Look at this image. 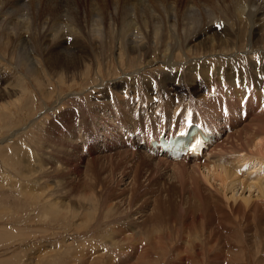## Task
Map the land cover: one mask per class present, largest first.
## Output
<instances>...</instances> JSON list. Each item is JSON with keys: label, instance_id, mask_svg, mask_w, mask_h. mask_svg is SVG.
<instances>
[{"label": "bare ground", "instance_id": "obj_1", "mask_svg": "<svg viewBox=\"0 0 264 264\" xmlns=\"http://www.w3.org/2000/svg\"><path fill=\"white\" fill-rule=\"evenodd\" d=\"M206 32L209 33L212 42L225 39L233 47L231 50H238L239 54L246 55L242 57V55L235 56L234 54L232 58H237V64L231 67H227L221 62L218 63L219 60L216 57L213 60L206 58L205 62L211 66L204 70V67L209 64L197 65L194 69L195 72L190 76V81L187 82L186 75L183 74L181 68L183 69L189 62V58L178 65L175 64L177 61L174 62L173 59L180 56L181 51L185 53V48L194 51V53L200 48L218 50L217 43L209 44L208 36L205 37L206 40L197 43L200 38L198 36L205 35ZM136 49H147L153 54L155 53L153 56L157 55L158 58L149 60L148 63L161 70L166 77L172 72H179L176 73V79L169 83L168 78H156L165 84L164 87L159 88L139 84L122 87L123 85L120 83L115 84L120 85L119 89L110 94H105L97 89L96 93L98 94H93L98 99L95 104L97 114L94 116L88 111L81 120L77 115L73 121L74 126L67 132L69 136L75 137L71 131L77 128L78 135L74 141L80 144L79 150L88 157L86 158L88 162H86V168L90 167L87 170L89 173L87 172L85 177L78 175L81 169L72 165L70 159L61 167V173L66 177L63 187L73 195H76L75 192L77 195L79 193L86 195L95 191L101 184L103 188H106V182L110 180L106 177L116 171L113 164L115 163V167L118 168L122 162L125 163L130 158L137 162L142 160L141 162L146 164H150L149 160H157L162 164L168 162L171 165L178 163L182 165H179L182 168L187 166L197 171L203 167L207 169V173L202 172V176L207 177L210 173L213 183L210 182L212 183L210 187H204L202 195L198 197L200 201L198 205H188L184 210L175 209L171 205L155 206L153 213H150L153 224L150 234L162 244L161 246H164L163 250H161L162 247H159L160 251L167 253L174 250V247H181L177 244L178 237L184 232L187 233L186 228L192 230L194 222H198L200 228L206 229V231L203 229V232L195 231V238L191 237L190 243L193 244L196 241L205 246L203 252H196L199 255L212 253L216 256L236 255L238 257L241 252L237 245L243 240L250 244V247L261 245L264 249V179L259 177L256 181L249 182L246 179L247 174L244 173L241 177L233 161L225 156L226 152L231 151L241 153V155L239 154L240 166L250 167L252 170L250 172L255 171L253 169L254 160L259 166L264 162V107H262L264 104V70L261 69L264 68V0H66L65 5L56 0H0V58L6 57L8 62L17 67L12 71L18 70L19 72L20 70L41 80L46 76H54L59 81L74 73L75 75L83 74L82 80L87 79L84 67L85 64L91 65L89 63L91 60L97 63L106 61L108 64L113 56L117 59H122L124 55L130 57V53ZM249 54L255 55L254 60L256 59L258 62H253ZM201 67L203 68L201 69ZM212 71L218 73L213 75ZM255 71H258L256 76H254ZM214 80L220 82L213 85ZM177 85L184 87L186 93L191 91L196 93V87L206 89V92L196 93L197 95L193 94L190 97L189 94L184 95L185 92L179 94L176 90ZM59 86L60 88L65 87V85ZM71 92L72 90L69 91V94L60 96L59 102L63 100L70 102L72 97L73 100L76 99L78 94H71ZM90 97L91 95L84 94L82 98L86 101V111L89 109V104L93 102ZM0 98L5 99L3 95ZM46 98H49V95ZM241 102L244 103L246 111L244 118L238 114ZM258 102L261 103V107H257ZM224 119L230 125V131L232 128L240 127L224 138H222L225 135L223 134L222 141L215 142L207 150L206 155L202 156L204 158L202 161L197 159L171 162L163 155L154 158L137 145L123 144L120 132L122 125L136 129H140L143 125L153 126L151 130L155 132L156 126L181 127L188 121L202 122L208 124L209 127L218 126ZM251 125L254 127L249 129ZM64 129L68 130L65 127ZM241 133L244 136H238ZM232 134L238 136L235 137L237 138L234 141L235 144L229 142V145L225 146V139ZM217 150L218 152H215ZM45 153H49L51 156L53 154L51 149H46ZM53 156L56 157L55 161L62 159L55 154ZM97 158L100 163L94 160ZM43 159L48 163L49 172H54L53 162L55 161L50 156L47 157L46 154L43 155ZM122 171L121 177L116 181L120 193L118 191L119 195L115 197L118 199L112 209L119 210L120 205L125 204L126 211H123L122 206L123 213L121 215L124 221H114L119 229L114 228L116 231L112 237L116 242V247L125 244L122 242V245H119L118 242H130L121 247V251L128 254L136 246L133 247L132 241L137 240V234L131 233L132 229L135 226L143 225L150 215L145 218L140 212L141 210L133 211L134 209H131L130 206H126L131 198H134V191L137 188L134 186V180L127 181L130 178H128V173L123 175L124 170ZM123 185L130 186L131 189L126 190ZM102 187L99 186V188ZM212 189L216 190V194ZM129 190L130 194L127 197L128 195L124 194H128ZM238 190L248 193L247 195H238ZM225 192H231V194L228 196ZM57 193H60L58 194L60 196L63 194L56 192L55 196H58ZM95 193L100 197L103 196V191L101 194L100 192ZM109 195L111 194L109 193ZM102 200L105 201L104 198ZM84 201L83 203L78 202L84 205ZM58 211L57 209L54 214ZM180 211L182 212L180 213ZM177 223H181L186 228H183L181 224V227L176 229L170 227ZM143 231L144 234L147 233L145 228ZM201 233L204 234L205 243L201 241ZM141 235L146 237V235ZM171 239L174 243L177 242L169 246ZM137 242L139 241L137 240ZM208 242H210L209 245H207ZM219 242L222 243L217 245ZM113 244L115 245V243ZM113 244L108 247L109 257L115 255ZM86 245L90 253L98 248L97 245H88L87 243ZM153 246L152 244L150 248ZM92 249L93 252H91ZM155 249L147 253L144 251L145 259L143 255L139 261L140 264H151L148 260L151 257L148 258V256H154L155 253L158 255V250L155 251ZM88 250L86 253L89 254ZM174 251L173 253L176 255L183 253V251L180 252L181 250ZM184 252L188 253L189 251ZM83 253L85 254L84 251ZM85 260L87 259L85 258ZM105 264H110V262L106 261Z\"/></svg>", "mask_w": 264, "mask_h": 264}, {"label": "rangeland", "instance_id": "obj_2", "mask_svg": "<svg viewBox=\"0 0 264 264\" xmlns=\"http://www.w3.org/2000/svg\"><path fill=\"white\" fill-rule=\"evenodd\" d=\"M56 1H61L64 5L66 2V0ZM207 36L210 45H215L217 43L216 47H218V50L200 48L194 53V51H189V49L185 48V53L181 51V53H179L180 56L173 59L174 62L177 61L175 64L178 65V63L189 58V62L183 69L181 68L183 74L186 75L187 82L190 81V76L195 72L194 69L197 65L205 66V64H209L205 62L207 61L206 58L213 60L216 57L219 60L218 63L221 62L227 67H231L237 64V58H232L234 54L235 56L242 55V57L246 55L239 54V52H237L238 50H231L233 47L230 42L225 39H220L218 41L213 40L212 42L208 32H206L205 35H199L198 38H200L197 40V43L206 40ZM153 55H155V53L153 54L150 50L136 49V51L134 50L130 53V57L129 55H124L122 59H117L113 56L108 64L106 61L97 63L91 60L89 62L91 64L89 65L90 67L87 64H85L84 67L86 72L84 73L87 79L81 80L83 74L75 75L74 73L72 74L73 76L69 75L64 80L60 79L61 84H59L60 81L56 80L54 76H46L42 78V80H44L42 81L20 70L19 72L18 70L12 71L16 66L8 62L6 57L4 59L0 58V96L3 95V97H5V99L0 98V264H105L106 261H109L110 264H140L141 262L139 261H141L143 255L145 259V254L147 252L157 247H162L161 250L164 248V246H161L162 244L151 237L150 234L153 225L151 214L155 210V206L165 207L171 205L175 209L184 210L188 205H198V203H200L198 197L202 195L205 188L210 187L213 183L210 173H208L207 177H203L204 175L202 176L201 174L202 172L207 173V169L202 167L203 169L201 168L197 171L187 166H183L182 168V165L178 163H172L171 165V163L164 162L162 164L157 160H149L148 162L150 164H146L141 162L142 160L137 162L130 158L127 162H122L118 168L115 167L114 163L113 167L116 171H114V173L112 171L113 174L106 177V179H110L109 181L106 180L108 182L105 181L107 187L103 188L101 184L99 186L102 188L98 186L95 191L93 190V192H89L86 195L82 193L77 195V192H75L76 195L70 194V192L63 187L66 182V177L61 173L63 163H67L71 159L72 165H76L77 168L81 169L78 175L82 177L87 176V170L90 168H86V158L88 157L84 152L83 154L82 151L79 150L81 147L80 144L74 141L78 135L77 128H73L74 131H71L75 134V137L69 136L67 132L74 126L73 121H75L77 115L79 116V120H81L87 115L88 111L94 116L97 114L95 104L98 99L93 96L94 93L98 94L96 93L97 89H100V92L102 91L105 94H110L119 89L118 86L120 85L115 84L120 83H122V87H127L131 84H139L143 86L152 85L159 88L162 86L164 87L165 84L156 78H168L169 83L176 79V73L178 74L179 72H172L166 77L161 70L154 68L148 63L149 60L158 58L156 57L157 55L155 57ZM249 55L253 59V62H258V60H254L255 55ZM133 57L135 58L133 59ZM136 57L138 58L136 59ZM240 64L239 62V65ZM210 66V64L209 66H205L204 70H207ZM202 68L203 67H201V69ZM261 69L264 70V68ZM257 72L258 71H255L254 76H256ZM215 73L218 72L212 71L213 75H215ZM108 79L112 81H106ZM219 82L218 80H214L213 85H217ZM59 85H65V87L60 88ZM98 86L99 88H97ZM206 86L208 87L207 84ZM70 90H72L71 94H78L76 99L73 100L72 97L70 102L64 100L59 102V99L64 96V94H69ZM176 90L179 94L185 92L184 95L189 94L190 97H192L193 94L197 95L198 93L203 94L206 92V89L196 87L195 91L197 94L192 91L186 93L184 87L181 85H177ZM84 94L91 95L90 98L93 100V102L89 104V109L87 111L85 110L86 101L82 99ZM48 95L49 98H46ZM180 97L182 98V95ZM262 107H264V104ZM102 122L104 123V121ZM64 127L68 130L65 131ZM239 127L232 128V130L225 133L222 138L227 134L230 135ZM253 127L254 126L251 125L249 129ZM240 135L244 136L243 133L238 136ZM238 136L232 134L229 138L225 139V146H228L229 142L235 144L234 141L237 139L235 137ZM222 138L220 141H222ZM46 149L52 150V156L49 153H45ZM134 151L136 150L134 149ZM215 152H218V150ZM31 154L33 155L31 156ZM45 154L47 157L50 156L54 161L56 160V157L53 156L54 154L62 158L60 161L53 162L55 166L54 172H49L47 168L48 163L43 159V155ZM239 154L241 155V153L232 151L225 153V156L230 158L235 167L239 170L238 174L240 176H243L244 173L247 174L246 179L249 182H254L259 177L264 179V162L259 166L254 160L253 169L255 171L250 172V167L246 168L245 165L244 167L240 166L241 159L239 158ZM94 160L100 163L99 158ZM209 169L211 170V168ZM122 170H124L123 175L127 172L128 178L130 177L127 181L131 182L134 180V186L137 188L136 191H134V198H131V201L126 206H130L131 209H134L133 211L141 210L140 212L145 218L150 215V218H146V222H144L143 225L135 226V228L132 229L131 233L137 234V240L139 242H137L136 239L132 241L133 247L136 246L134 250L128 254L121 251V247L126 246L130 242H118L119 245L122 242V244H125L116 247V242L112 237L114 231H116L115 229H119L118 225L116 226V223L114 224V221H124L121 214L123 211H126V208H124L125 204L122 205L123 207L120 205L119 210L112 209L114 206L113 204L118 199L115 197H118L117 195L120 193L117 189L116 181L121 177ZM207 179L209 183H207ZM215 183H217V181H215ZM123 187H125L126 190L128 188L131 189L130 186L123 185ZM101 191H103V196L101 197L95 193L100 192L101 194ZM212 191L216 194L215 189H212ZM56 192H62L63 194L60 196L58 195L60 193H57L58 196H55ZM109 193L111 195H109ZM247 193L246 191L242 193L241 190L237 192L238 195H247ZM129 194L130 190L128 194L124 195H128L127 197H129ZM225 194L229 196L231 192H225ZM103 198L105 201L102 200ZM134 199H136L135 202ZM82 200H85L84 203L86 205H82L78 202L80 201L83 203ZM145 202H147L148 205L145 204ZM109 206L112 207L110 208ZM121 207L124 208L123 211ZM57 209L59 210L58 213L54 214ZM181 212L182 211H180V213ZM180 224L181 223H177L173 226L170 225V227L176 229L181 227ZM182 227L186 228L184 225H182ZM140 228L143 229L141 230ZM144 228L147 230L145 234L143 233ZM199 228L198 222H194L192 230L186 228L185 230L187 233L184 232L183 235L178 237L177 244L183 248L174 247V250H181L180 252L183 251V253L176 255V253H173L175 252L174 250H169L171 253H165L160 251V248H157L155 251L158 250L159 256L155 253L157 256L154 254V256H148V258H151L147 259L150 260L149 262L151 264H264V249L261 245L250 247L251 245L245 240L239 242L238 245L240 246L237 245L238 250L240 249L239 251L241 252L238 257L236 255L216 256L212 253L199 255L196 252H203L205 246L196 241L193 244L190 243L192 238H195L196 232H203V229L206 231L205 228ZM185 230L183 229V231ZM141 234L144 236L146 235L145 238L149 239L146 240ZM73 235L75 238H73ZM201 236V241L205 243L203 239L204 234L201 233ZM183 237L186 238L184 239ZM86 243L88 245H97L96 247L98 248L94 251L95 253L93 249L91 251L93 253H90ZM113 243H115V245ZM175 243L172 239L169 240V246ZM220 243L222 242L217 243V245ZM112 244L114 245L113 249L115 255L109 257L108 247ZM140 244L141 246H139ZM152 244L154 246L150 248ZM185 244L187 245L185 246ZM209 244L210 242L207 243V245ZM87 250L89 254L86 253ZM144 251H146V253ZM184 251L189 252L185 253ZM85 258L87 260H85Z\"/></svg>", "mask_w": 264, "mask_h": 264}]
</instances>
